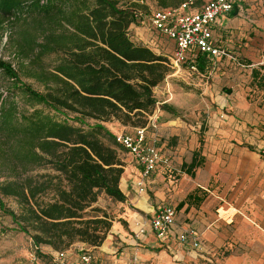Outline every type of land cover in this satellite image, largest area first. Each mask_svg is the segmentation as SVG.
I'll return each mask as SVG.
<instances>
[{"label":"trees","instance_id":"obj_1","mask_svg":"<svg viewBox=\"0 0 264 264\" xmlns=\"http://www.w3.org/2000/svg\"><path fill=\"white\" fill-rule=\"evenodd\" d=\"M158 1L160 8H167L187 0ZM146 7V0H126L125 5L120 0H0V29L20 25L11 39L16 66L0 58V73L11 79L12 89L43 105L22 109L12 94L0 92V176H6L0 180V194L14 196L21 211L2 201L0 205L16 224L6 230L26 233L37 249L41 244L58 246L57 241H66L65 234L73 239L65 247L77 238L90 246L102 245L114 217L103 208H92L101 215H89L87 209L101 195L127 199L120 186L125 171L122 146L104 123L147 127L158 105L154 90L174 72L169 56L131 38L138 9L142 15ZM236 14L235 8L229 15ZM202 57L199 68L204 71ZM46 58L51 62L46 64ZM22 72L40 82L44 91L24 83ZM252 75V85L264 88V64ZM160 108L180 115L170 103ZM90 119L95 123L89 124ZM205 129L182 172L194 176L204 164ZM107 137L112 143L105 142ZM198 190L178 206L201 203L206 195H198ZM48 223L66 225V233L47 234Z\"/></svg>","mask_w":264,"mask_h":264},{"label":"crops","instance_id":"obj_2","mask_svg":"<svg viewBox=\"0 0 264 264\" xmlns=\"http://www.w3.org/2000/svg\"><path fill=\"white\" fill-rule=\"evenodd\" d=\"M235 8L236 15L220 17L213 24L214 41L228 55L203 56L204 71L199 68V59L195 69L189 64L179 67L201 75L208 72V78L214 79L213 85L206 87L217 110L211 113L204 130V164L194 176L182 173L179 187L173 186L176 166L192 160L200 146L201 131L159 106L146 127L147 138L158 136L166 161L145 177L134 156L123 150L125 171L120 186L127 199L119 201L121 214L102 245L91 246L93 250L84 248V243L75 245L67 253V264H78L83 250L92 252L100 264H128L133 260L141 264H264V91L250 86L253 69L264 64V0H239ZM129 33L136 43L157 53L172 57L175 51V41L154 29L149 14L137 16ZM209 68L213 71H207ZM162 103L166 101H159ZM104 124L113 135L135 129L119 121ZM173 139L178 143L172 145ZM228 178H232L235 196L256 197L255 203L222 202L218 190L208 189L211 182ZM199 188L211 194H205L199 204L178 206ZM164 205L175 206L177 215L174 234L162 241L151 221ZM188 226L201 234L199 248L176 238L175 233Z\"/></svg>","mask_w":264,"mask_h":264},{"label":"rangeland","instance_id":"obj_3","mask_svg":"<svg viewBox=\"0 0 264 264\" xmlns=\"http://www.w3.org/2000/svg\"><path fill=\"white\" fill-rule=\"evenodd\" d=\"M142 2V0H131ZM209 0H197L193 7H198L204 2ZM126 0H120V5H125ZM148 7L143 9L142 15H152L154 11L162 7L158 0H146ZM138 16H141V8L138 9ZM20 28L19 24H7L4 30L0 29V58L12 62L16 66L15 50L14 44L11 39L15 37ZM46 64L51 62V58L45 59ZM212 65H210L211 67ZM174 72H172L161 84L155 88V96L158 99V105L155 111L159 108V101H166L170 104H177V109L181 118L188 124L196 126L199 131L206 127L211 113L217 110L216 103L213 102L211 97H208L206 92V87L212 86L214 79L212 77L208 78L209 73L204 75L196 74L193 72H188L183 69L179 70V67L174 65ZM32 68V66H28ZM207 71H213L211 68ZM211 74V73H210ZM21 79L24 83L32 86L33 88L44 91V86L38 82L34 77L27 75L25 72L21 73ZM251 88L256 91H264V88H258L257 86L250 84ZM5 92V95L9 93L15 97L18 105L22 109H31L33 107L42 108V104L35 103L29 100L23 93H19L17 89H12V81L10 78L6 77L4 74L0 73V92ZM227 92V90L225 91ZM15 93V94H14ZM48 110V109H47ZM154 111V112H155ZM51 113L55 114L58 118H64L63 115L56 113L51 110ZM75 123V122H73ZM95 120L90 119L89 124H94ZM80 125V123H76ZM86 127V126H85ZM105 142L112 143L110 138H104ZM178 140L173 139L171 144L175 145ZM121 156L123 157V148L119 147ZM180 164H178L172 175V183L175 187L181 182L182 170ZM44 170H40L43 172ZM170 173V172H168ZM169 175V174H168ZM168 176V180H169ZM232 177V175H231ZM6 176H0V180H4ZM170 182V180L168 181ZM229 182V183H228ZM212 184L208 187L210 191L218 190L219 200L222 202H228L230 204L242 203V204H253L256 201V197H239L235 196L234 184L229 178L226 181L218 180L211 182ZM206 189L198 190V195H210L211 192ZM223 193V195L221 194ZM213 197V195H212ZM5 204L7 208H10L16 212L21 211V206L18 200L14 196H4L0 194V202ZM119 201L107 196L101 195L97 202H95L91 207L87 209L89 215H101L102 212L94 211L93 207L103 208L110 216L114 217V221L118 219L121 211L119 210ZM16 224L13 223V219L10 215L6 214L0 205V264H59L57 255L60 251H65L66 254L74 248L75 245H82L84 243V248L93 250L90 245L86 244L82 239H75L71 246L65 247L64 243L66 241L73 240L67 234L64 235V240L57 241L58 246L52 244H41L37 249L33 243L32 238L22 231H7L6 228H13ZM66 225L59 223H48L45 226V231L49 235H56L61 233H66ZM37 251H40L38 253ZM83 250L80 253L85 252ZM77 253V252H76ZM79 253V252H78ZM92 253V252H91ZM81 255V254H80Z\"/></svg>","mask_w":264,"mask_h":264},{"label":"built area","instance_id":"obj_4","mask_svg":"<svg viewBox=\"0 0 264 264\" xmlns=\"http://www.w3.org/2000/svg\"><path fill=\"white\" fill-rule=\"evenodd\" d=\"M239 0H209L196 9L189 10L195 0H187L179 7L160 8L151 15V23L158 32L173 39L176 43L171 61L178 67L189 64L196 68L195 63L200 56H226L227 52L216 45L214 41L213 24L235 9ZM116 141L131 153L142 168L143 176L154 172L163 159L158 145V136L147 138L146 127H135L134 131L115 135ZM264 155V147L262 148ZM140 190H143L141 187ZM264 200V189L262 191ZM177 208L164 205L158 209L152 218V227L157 237L162 241L174 234ZM180 243L191 248L201 246V234L192 226L182 232L175 233ZM67 254L60 251L57 255L59 264H67ZM78 264H100L90 251L81 253ZM128 264H141L133 260Z\"/></svg>","mask_w":264,"mask_h":264}]
</instances>
